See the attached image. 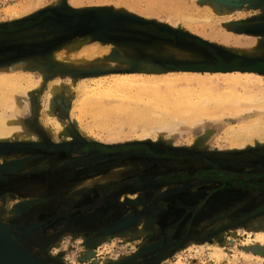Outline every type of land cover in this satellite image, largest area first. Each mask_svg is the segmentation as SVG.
Masks as SVG:
<instances>
[{
  "label": "rangeland",
  "instance_id": "obj_1",
  "mask_svg": "<svg viewBox=\"0 0 264 264\" xmlns=\"http://www.w3.org/2000/svg\"><path fill=\"white\" fill-rule=\"evenodd\" d=\"M77 1L78 4L73 0H0V71H24L35 80L45 71V76L52 80L61 77L69 87L72 78L73 82L88 78L96 82L108 76L104 74L125 71L148 76L164 74L168 70H248L264 65V0L237 3L233 0H188L178 4L169 0ZM21 3L25 7L17 14L3 12L5 8ZM205 5H215V11H205L202 8ZM102 10L128 15L135 20L114 19L106 25L99 22L98 33H92V13ZM185 15L198 17V20L180 21V16ZM81 40L84 45L80 47L76 42ZM253 40L257 41V52L245 53V49L253 46ZM94 45L105 49L87 51L84 48ZM46 57L51 62L44 67L42 58ZM46 83L24 87V92L31 94L22 120L37 132L38 140L0 143L6 146L0 150V159L22 158L17 161V170L1 171L0 221L20 246L38 260L44 259V264H93L87 256L80 258L85 246L99 250L98 260L108 257L114 264H151L153 254L165 236L157 231V222L147 209L143 212V208L156 209L153 205L156 200L168 199L187 185H171L170 182L155 185V173L167 175L170 170H191L203 165H224L230 169H237L234 168L236 165L244 168L264 165V145L232 147L224 127L239 118L226 117L217 121L209 137L204 134L199 137L197 131L201 127L190 128L187 123L177 134L166 136L168 140L162 134L143 135L141 124L137 128L125 125L119 138L108 139L107 127L95 124L89 113L79 112L78 97L71 96L68 91L52 99L53 114L46 118L41 111L45 104ZM202 118L208 120V116ZM58 121H61L57 130L60 142L54 141L48 132V125ZM200 139L202 143H199ZM76 143L84 147L97 145L107 151L73 155L67 145ZM145 150L147 152L143 153ZM36 164L41 167L36 168ZM95 169L99 175L82 179L84 173ZM41 172L47 174L39 176ZM219 195L226 204L234 200L228 190ZM257 195L264 197V192L259 190ZM215 196L218 194L213 196L217 200ZM243 199L242 204L251 196ZM88 201H94L97 206L83 211L80 217L85 224L87 216L92 215L94 234L76 233L72 224L63 229L67 219L64 213L72 212L76 205ZM215 204L211 201L208 209L213 210ZM134 209L140 212L138 224L132 221L113 229L128 219L124 214L126 210L133 214ZM234 209L236 207L227 209L221 215L210 213L203 219L197 215L192 219L189 234L174 236L180 252L178 249L172 251L163 256L160 263H173L181 258L186 263L189 261L187 264H214L208 257L206 244L209 240H217L231 252L239 251L238 246L222 235L224 227V230L236 227L241 231H261L264 230V214L238 225L232 222ZM70 214L73 222V214ZM140 225L145 232L133 235V241L128 242L130 232L135 233ZM241 248L264 257L261 245ZM231 256L229 264H250L240 255L237 259ZM253 264H264V261L255 260Z\"/></svg>",
  "mask_w": 264,
  "mask_h": 264
},
{
  "label": "bare ground",
  "instance_id": "obj_2",
  "mask_svg": "<svg viewBox=\"0 0 264 264\" xmlns=\"http://www.w3.org/2000/svg\"><path fill=\"white\" fill-rule=\"evenodd\" d=\"M169 1L178 4L187 3L186 1L188 0ZM77 2V0H73L74 4H78ZM191 2L192 4L196 3L194 1ZM197 4L198 3H196V5ZM20 5L21 7H19ZM20 5L15 4L13 6H9L5 8L3 12L9 15L17 14L20 8L25 7L22 3ZM186 6H188V4ZM202 8L205 11H215L216 6L205 5ZM202 18L206 20L209 19V17ZM180 19V21L183 20L191 23L197 21L198 17L185 15L180 16ZM256 42L257 41L253 40V46L245 49V53L250 54L255 50L257 52L258 47L255 45ZM76 43L80 47L84 45L83 40L77 41ZM84 48H86L87 51L105 49L100 45ZM48 55H50V53H48ZM42 59L44 67H47L51 62L49 57ZM43 65L41 66L43 67ZM45 73L46 72L44 71V75L40 79L35 80L31 74H26L24 71L18 70L14 73L12 71H0V143L12 140L25 142L38 140L39 136L37 132L28 128L22 120L23 115L26 114L25 109L27 108L26 106L31 94L25 93L24 87H29L35 84L41 85L43 82H48L51 78L45 76ZM104 75L108 76L100 78L96 82L91 81L90 78L82 79L79 82H73L74 80L72 78L69 81V87L65 86L61 77L55 80L51 79L44 87L45 104L41 110L44 116L47 118L53 114L52 99L61 92L66 91L67 93L68 91L71 96L76 95L78 97L76 105L80 110L79 112H83L84 114L89 113L93 117V122L95 124L97 122L98 125L107 127L108 139L119 138V134L124 130L125 125L137 128L140 124V128L143 130V135H150L154 133V136L162 134V136L167 138L166 136H171L175 133L177 134V132L183 129V127L185 128L187 126V123H190L188 126L190 128L200 126L201 129L197 131L199 132V137L203 134L207 137L210 132L214 130L212 127L217 121L230 117L235 119L239 118L238 121L226 124L224 127V131L230 135L229 139L232 140V147L239 148L254 144L264 145V75L258 72L240 69L212 70L209 72L197 70H168L164 74H153L148 76L134 75L126 71ZM65 97L67 96L65 95ZM205 116H208V120L202 118ZM60 124L61 121L48 125V132L56 142L61 141L57 137V130L58 127H60ZM216 126L217 125H215V129ZM66 136L70 138V134H67ZM198 141L199 143H202L201 139ZM10 146H12V144ZM5 148V145L0 144L1 151ZM16 154L17 153H15V155ZM21 159V157L20 159H13V161H4L0 159V174L1 171L17 170V161H21ZM35 167L39 168L41 165L36 164ZM129 221L130 219H127L125 223ZM1 225H3V223L0 221V232L2 234V236L0 234V252L2 255H6L8 252H12V248L10 247V236L4 229L6 227L3 225V228ZM224 229L222 231L225 232L223 234L222 232L220 233L226 240H229L232 245L238 246L239 248L237 250L239 251L231 252L223 247L225 245L221 246L217 240H209L206 244L209 249L208 257L214 264H229V255H232L233 258L236 259L239 258L240 255L245 260L249 261L250 264H253L255 260L264 261L263 256L254 254L251 251H245L241 248L242 246H248L249 248V246L253 247L256 245L264 247V230L255 232L251 229H243V231H241L236 227L227 230ZM135 231V233H131L129 231L130 234L128 242L133 241V235H140L144 229H142L140 225ZM217 238L221 239L222 237ZM88 241L85 242V244L88 243ZM222 242L223 241H221V243ZM20 247L25 254V258L23 259L25 263H45L43 261L44 259L38 260V258L32 256L25 247L22 245ZM98 251L99 250L93 246H85L81 251L80 258L82 259L87 256L93 264H97L99 262L100 264H114L108 259V257L99 258L100 260H98ZM17 263L19 262L12 261L10 264ZM187 263L183 259L179 258L177 261L168 264ZM0 264H2L1 260ZM51 264L54 263L52 262Z\"/></svg>",
  "mask_w": 264,
  "mask_h": 264
},
{
  "label": "flooded vegetation",
  "instance_id": "obj_3",
  "mask_svg": "<svg viewBox=\"0 0 264 264\" xmlns=\"http://www.w3.org/2000/svg\"><path fill=\"white\" fill-rule=\"evenodd\" d=\"M141 32L144 31L141 30ZM248 70L264 74V65L248 68ZM67 149H70L73 155H89L107 151L104 147H98L97 145H88L84 147L79 143L69 144L67 145ZM142 152L146 153L147 150ZM194 156L198 157L199 154L194 153ZM205 163L209 164L207 160ZM223 166L218 165L212 167L203 165L191 170L175 169L170 170V173L167 175H163L166 173H155V185L162 182H170L172 183L171 185H178L181 183L187 185H185L184 189L177 191L168 199L156 200L153 203L156 209L151 208V206L149 209L146 207L143 208V212L147 209V213L152 215L155 222H157V231L159 230V233L164 234L163 237L165 236L163 243H160V247L153 254L151 262L149 261L151 264H159L163 256L178 248L179 242L177 239H174V236H185L189 234L188 230L193 221L192 219L197 217V215H201L200 219H203L210 213L221 215L225 210L236 207L232 216L234 221H231L233 224L238 222V224H240L248 219L264 214V197L258 198L257 195L259 190L260 192H264V165L261 166L258 164L256 166H250L251 168H244L238 165L234 166V168L237 169H230ZM45 174L47 173L41 172L38 175L43 176ZM97 175H99L97 169L87 171L82 175V179H88L89 177L91 178ZM194 182L197 183L188 188V185ZM193 189L197 190L195 191ZM226 190H228L229 195H232V197L234 196V200L227 204L226 201L222 202L219 198V192H224ZM217 194L218 196H215L217 200H215L213 196ZM247 195L251 196V199L242 204L244 200L243 197ZM193 197L198 198L191 200ZM108 198L110 199V197ZM211 201L214 203L216 202L212 207L213 210L208 209ZM96 206L97 204L94 203V201H88L76 205L72 212H65L64 216L69 220L66 219V227L63 229H67L72 224L76 233L94 234V229H92L94 224L92 225V220L90 219L92 215L87 216L85 224H83L84 220H82L80 215L83 211L89 208H95ZM237 206L239 207L237 208ZM130 212L131 210H126L124 213L128 216L130 221L127 223H125V221L118 223L113 229L120 228L122 225L131 223L132 221H136L138 224L140 218L139 210H132L133 214ZM70 213L73 214V222L69 218L71 215ZM54 264L56 263L54 262Z\"/></svg>",
  "mask_w": 264,
  "mask_h": 264
},
{
  "label": "water",
  "instance_id": "obj_4",
  "mask_svg": "<svg viewBox=\"0 0 264 264\" xmlns=\"http://www.w3.org/2000/svg\"><path fill=\"white\" fill-rule=\"evenodd\" d=\"M233 1H235L237 3L241 0H233ZM228 2H230V1H228ZM102 12H104V11L103 10L102 11H95L92 13L94 15V18L90 19V24L92 25V27H91L92 33H95V32L98 33L97 29L100 28L99 22H101L103 24L105 23L104 25H106L114 19H129L132 21L135 20V18L130 17L128 15L118 14V13H114L112 11H106L104 13H102ZM94 23H95V25H97L96 23H98L97 27L93 26ZM1 226L4 228L3 225H1ZM4 229H5V231H7V233L10 236L9 239H10V243H11L10 247L12 248L11 249L12 252H8L6 255L5 254L2 255L0 252V260H1L2 264H10V263H12V261H16V262L18 261L19 263H17V264H27L23 260L25 258V256H24L25 254L23 253L20 245L13 238V236H12L11 232L8 230V228L6 227ZM0 234H1V232H0ZM1 236H2V234H1Z\"/></svg>",
  "mask_w": 264,
  "mask_h": 264
}]
</instances>
